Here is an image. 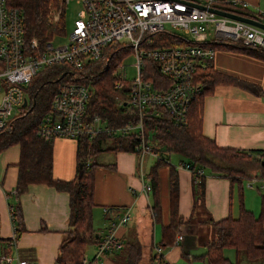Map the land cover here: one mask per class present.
Masks as SVG:
<instances>
[{
	"label": "trees",
	"instance_id": "16d2710c",
	"mask_svg": "<svg viewBox=\"0 0 264 264\" xmlns=\"http://www.w3.org/2000/svg\"><path fill=\"white\" fill-rule=\"evenodd\" d=\"M8 4L21 10L23 31L26 39L36 38L40 44L50 40L54 33H62V19L50 23L47 14L51 7L57 8L59 0H7ZM62 16V15H61ZM250 16V15H248ZM150 46H177L191 42L169 31H161L148 36ZM214 50L241 51L264 61V50L244 47L241 44L210 40L199 43ZM124 46L117 42L105 45L96 60H88L81 69L65 70L62 67H46L37 73L27 89L28 101L25 107L14 116L0 133V152L11 145H19L18 176L14 191V203L11 217L14 222L15 240L24 231L23 216L19 197L31 184H45L56 191L65 192L69 199L68 228L62 239L56 258V264H80L89 244L99 243L101 235L92 227V209L94 193V172L99 165L94 159L104 151H135L139 144L132 132L115 131L110 134L79 135L69 138L76 144V175L70 181L53 178L52 139L36 134V126L48 116L51 100L57 87L62 83H79L88 90L85 118L99 117L100 122L112 128H125L138 122L137 112H131L124 106L130 80H120L111 75L117 68L118 58L125 53ZM130 46V45H128ZM130 49L131 46H130ZM142 78L150 80L155 89L163 91L171 87V81L163 77L158 66L149 61L143 62ZM119 84L118 87H115ZM193 84L199 89L190 101L185 112V124L177 126L170 115L160 110L155 116L152 108L141 112L145 139L151 145L157 160L148 174L151 198L150 214L153 223L160 227L159 247L180 246L174 244V238L181 234L184 245L182 255L192 247L201 245L205 252L199 257L205 264H254L264 258V199L257 216L245 209L241 201L242 182L252 178H264V151L236 150L218 147L212 139L201 131L202 104L206 94L216 85H235L260 93L258 87L238 78L220 73L213 69L211 60H199L193 74ZM56 138V137H54ZM113 139L114 143L105 146ZM169 155L181 157L179 164L187 163L191 173V211L187 218L178 213V176L179 166L171 165ZM169 166L168 222L160 221L158 169ZM197 170L201 173L198 174ZM187 171V170H186ZM189 172V171H188ZM257 175V176H256ZM206 176L224 178L229 181V190L235 185L239 201L238 214L214 220L205 203ZM108 228V227H107ZM105 228L104 231L107 229ZM103 231V232H104ZM182 240V241H183ZM156 246H154L155 248ZM225 249L235 251V261L225 255ZM143 245L137 239L122 242L118 256L124 264H139ZM160 257L150 254L149 263L159 264Z\"/></svg>",
	"mask_w": 264,
	"mask_h": 264
},
{
	"label": "built area",
	"instance_id": "2783aa9c",
	"mask_svg": "<svg viewBox=\"0 0 264 264\" xmlns=\"http://www.w3.org/2000/svg\"><path fill=\"white\" fill-rule=\"evenodd\" d=\"M70 0H59L57 8L51 7L47 14L50 23H57ZM80 10L67 42L53 46L51 39L40 44L34 37L26 39L23 31L21 10L0 0V133L8 122L20 111L10 116L14 107L22 108L28 101L27 89L33 77L43 68L62 67L65 70L81 69L88 60L100 57L103 47L111 42H128L135 56L136 77L130 80L124 106L136 111L138 122L125 128H112L100 122L99 117L85 118L88 90L79 83H62L51 100L50 114L39 121L36 134L46 138H75L79 135L110 134L115 131L134 133L139 144L135 151L140 156L152 153L151 145L145 139L141 112L152 108L153 113L167 112L174 123L185 124V112L193 97L199 93L194 87L193 74L199 60H212L215 50L199 43L219 40L239 43L244 47L264 50V30L251 24L219 16L210 9L230 12L251 18L264 24V12L249 11L245 0H75ZM250 15V16H248ZM161 31L175 33L191 42L186 45L151 47L148 36ZM149 60L158 66L159 73L171 81L167 90H157L152 82L142 78L143 62ZM119 63L118 69H123ZM116 84L115 87H118ZM29 87V86H28ZM178 168L191 171L190 166L179 164ZM200 174L201 171L197 170ZM255 178L248 180L253 188ZM150 190L148 182L141 186V192ZM129 212L118 217L117 224L102 232L93 256L84 255L80 264H94L111 249L119 250L122 242L115 236L116 225L126 224ZM15 242V232L11 236ZM181 234L174 238L176 245L182 242ZM158 259L163 258L161 248H154ZM17 264H33L17 256H2L0 263L11 260ZM163 262V261H162ZM163 264H167L164 263Z\"/></svg>",
	"mask_w": 264,
	"mask_h": 264
},
{
	"label": "crops",
	"instance_id": "0c3cea01",
	"mask_svg": "<svg viewBox=\"0 0 264 264\" xmlns=\"http://www.w3.org/2000/svg\"><path fill=\"white\" fill-rule=\"evenodd\" d=\"M249 7H256L259 0H245ZM214 70L246 81L260 90L256 94L251 89L235 85H216L211 93L203 98L201 131L212 139L218 147L236 150L264 151V61L241 51L215 50L211 60ZM19 145H11L0 152V258L17 256L20 260L33 264H56L59 245L68 228L69 199L65 192L54 190L45 184H31L19 197L23 216L24 231L15 242L11 241L14 222L11 206L18 176ZM102 163L94 172L92 227L98 231L101 223L102 234L110 224H117L118 217L128 211L133 226L116 225L115 236L121 241L137 239L143 245L141 264H150V254L156 245V226L150 214L151 198L141 192V186L148 182V174L155 164L154 154L142 156L135 152L104 151ZM169 155V161H170ZM181 160V158H179ZM178 213L187 218L191 211V173L177 169ZM52 176L62 181H70L76 175V144L69 138L52 139ZM257 176V175H256ZM159 185L160 221L168 222L169 166L163 165L157 171ZM253 188L242 182L241 201L245 209L257 216L264 199V178L256 177ZM240 197L235 185L229 190V181L224 178L206 176L205 203L214 220L228 215L237 216ZM100 216V217H99ZM100 219H99V218ZM167 218V222H165ZM101 220V221H100ZM90 245V244H89ZM96 251L97 243L91 244ZM166 247L159 264H179L189 260L182 255L181 246ZM122 246V245H121ZM198 247H202L198 245ZM203 248V247H202ZM91 251L90 254H94ZM119 250L107 251L102 259L94 264H124ZM93 254L91 256H93ZM89 256V255H88ZM90 256V257H91ZM201 256V255H200ZM202 264H205L199 257ZM163 261V262H162ZM17 264L11 260L8 263Z\"/></svg>",
	"mask_w": 264,
	"mask_h": 264
},
{
	"label": "rangeland",
	"instance_id": "374dc122",
	"mask_svg": "<svg viewBox=\"0 0 264 264\" xmlns=\"http://www.w3.org/2000/svg\"><path fill=\"white\" fill-rule=\"evenodd\" d=\"M80 7L81 6L78 5L75 0H70L68 2V4L64 7V12H63V14L61 16L62 26L64 27V30H63L62 33L57 32V33L53 34V36L51 38V43H52L53 46H60V45H63V44H65L67 42L68 35L71 32V30H72L73 22L77 18V14H78V12L80 10ZM249 11L252 12V13H256L257 11L264 12V0H259V3H258V5L256 7H249ZM119 44L125 45L124 46L125 53L120 55L119 58H118V62L120 61L121 65H123L124 67H123V69L115 68L112 71L111 75L114 76V77H118V79H120V80L129 81V80L134 79L136 77V75H137L136 67H135L136 59H135V56L133 54L132 49H130V46H128V42H126L125 40H121L119 42ZM28 86H29V82L26 81L23 84V87L25 89H28ZM20 110H21V108L14 107L12 109L11 113H10V116L12 114H14V111L18 112ZM113 143H114L113 139H109V141L105 142V146L108 147L109 145H111ZM105 156H106L105 154H101V155L99 154L95 158V161L97 163H102L103 162L102 159L105 158ZM179 158H181V157L178 156V155H171L170 156L171 165L178 166L179 165ZM96 209L97 208H93V211H95ZM165 222H167V218H165ZM101 225L102 224L100 223L99 226H98L99 227L98 231L104 228V227H101ZM127 226L131 228L133 226V221L130 220L128 222ZM155 232H156V238H155L156 245L155 246H158L159 245V241H160V234H159L160 227H159V225L156 226ZM92 250L95 251L93 245H91V244L88 245L86 247V249H85V255H89V257H90L93 254V253L90 254ZM204 252H205L204 248L197 246L195 248V250L192 249V251L190 252L189 260L188 261L187 260H183L179 264H202L200 260L194 259V257L200 256ZM224 255L231 262L235 261V251L233 249H225L224 250ZM142 260H143V258L141 259V261ZM141 261H140L139 264H141ZM254 264H264V258L258 260L257 262H254Z\"/></svg>",
	"mask_w": 264,
	"mask_h": 264
},
{
	"label": "water",
	"instance_id": "95a60500",
	"mask_svg": "<svg viewBox=\"0 0 264 264\" xmlns=\"http://www.w3.org/2000/svg\"><path fill=\"white\" fill-rule=\"evenodd\" d=\"M209 11H212L213 13H215V14H217L219 16H223V17L230 18V19H233V20L245 22V23L251 24L253 26H256V27L261 28V29L264 30V24L263 23H261L259 21H256V20H253L251 18L242 17V16H239V15L230 13V12L217 10V9H210ZM25 106H26V101H24L23 104H22V107H25ZM261 164L264 165V161H262Z\"/></svg>",
	"mask_w": 264,
	"mask_h": 264
}]
</instances>
